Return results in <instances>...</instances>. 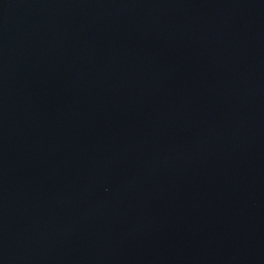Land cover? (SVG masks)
Masks as SVG:
<instances>
[{"label": "water", "instance_id": "95a60500", "mask_svg": "<svg viewBox=\"0 0 264 264\" xmlns=\"http://www.w3.org/2000/svg\"><path fill=\"white\" fill-rule=\"evenodd\" d=\"M0 264H264V0H0Z\"/></svg>", "mask_w": 264, "mask_h": 264}]
</instances>
